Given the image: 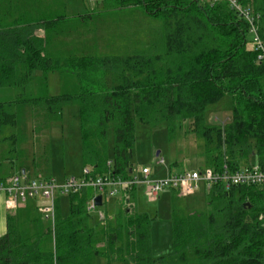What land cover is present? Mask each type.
Here are the masks:
<instances>
[{"label":"trees","instance_id":"obj_1","mask_svg":"<svg viewBox=\"0 0 264 264\" xmlns=\"http://www.w3.org/2000/svg\"><path fill=\"white\" fill-rule=\"evenodd\" d=\"M237 1L257 15L264 44V0ZM103 6L131 7L160 25L151 29L148 45L104 54L83 43L54 42L88 29L91 17L69 18L48 9L34 20L0 24V144L9 146L4 159L27 172L28 126L39 138L74 109L82 170L92 169L94 177L132 178L138 125L165 126L171 137L189 122L203 145L205 167L239 168L255 159L264 170V61L249 47L248 22L225 2L103 0ZM53 73L62 84L57 96L49 92ZM225 99L231 118L216 124L211 107ZM41 157L44 165L35 167L49 179L50 156ZM168 192L169 256L153 257L152 219L138 212L137 188L122 194L116 220L106 215L101 222L87 212L94 192L86 189L57 199L53 228L31 204L9 216L8 231L0 237V264H264V187H215L203 193L202 212H188L177 191Z\"/></svg>","mask_w":264,"mask_h":264},{"label":"rangeland","instance_id":"obj_2","mask_svg":"<svg viewBox=\"0 0 264 264\" xmlns=\"http://www.w3.org/2000/svg\"><path fill=\"white\" fill-rule=\"evenodd\" d=\"M65 1L68 8L73 6L72 9L70 7L71 11L69 10L72 14L78 12L77 7L94 9L97 4L95 3L96 0H75L76 3L73 0ZM58 2L59 0H25L17 3L13 2L12 8L16 9L18 6V8L23 7L24 10L31 11L34 5L40 6L44 3ZM101 9L103 10L98 13L99 15L95 13L89 16L91 18L95 17V19H90L88 29L87 27L84 28L85 38L88 37L91 40L90 46H96L97 53L115 54L118 51L122 52L126 46L148 45L151 29L160 25L159 22L143 14L140 10L131 7L116 6L107 9L102 6ZM249 47H254L253 37H250ZM57 76L58 74L49 77V91L53 96L61 93L59 82H54ZM211 109L215 116L213 122H216V124H223L231 118V106L227 99L211 107ZM72 111L75 110L68 109V114L65 116L66 120L54 125L49 132L42 134L39 138L32 135V125L28 126L29 140L24 146L26 156L23 161L25 167L30 169L27 171L29 176L37 179L45 176L40 173L39 168L34 170L36 168L35 164L40 167L44 165L46 157H41L44 155L50 156L51 172L58 181L63 179L66 168L71 169L72 165L79 164V150L77 148L76 151L77 143L74 141L78 138L79 125L76 113L74 114ZM11 131L12 129L9 128L4 136ZM74 135L77 137H74ZM136 136V145L133 152L134 176L139 177L144 168L151 170L152 179H159L169 175H179L184 172L199 170L206 166L204 159L201 157L203 145L192 133L191 122L186 123L184 128L174 132L171 137L165 126L151 128L138 125ZM66 137L70 140L67 141ZM49 141L50 144H48ZM80 145L79 141V147ZM113 145L114 131L111 129L108 133V148L111 153L113 152ZM8 149V144H0V157L2 159L0 179L9 178L21 170L18 163L13 164L4 159L9 158L6 155ZM162 160L163 164L158 166L157 163ZM251 163L255 165L256 160L252 159ZM68 164L70 166H67ZM203 193L201 191L186 198H179L188 212H202L207 210V197ZM121 202L122 196L105 199L104 205L97 210L96 214L92 215L93 219L99 221L98 216L102 213L107 215L109 219L116 220V216L121 209ZM42 204L44 203L42 202ZM137 209L139 213H146L152 219L151 240L154 259L158 260L160 257L171 255L173 244L170 193L165 192L161 194L157 201L151 202L142 189H137ZM15 212H18V210H15ZM62 212L64 217L68 216L69 203L67 199L63 200ZM156 264L162 263L157 261Z\"/></svg>","mask_w":264,"mask_h":264},{"label":"built area","instance_id":"obj_3","mask_svg":"<svg viewBox=\"0 0 264 264\" xmlns=\"http://www.w3.org/2000/svg\"><path fill=\"white\" fill-rule=\"evenodd\" d=\"M201 3L213 6L216 3H228L231 10L249 24L250 34L253 37V46L258 53V60L264 61V44L258 32V17L251 9L243 7L237 0H198ZM163 164V160L157 165ZM215 187L229 191L239 187H264V170L257 164L232 168L228 164L215 169H203L184 172L179 175H169L165 178L152 179L151 170L144 168L141 175H132L131 179L114 178L111 175L94 177L92 169L84 168L79 175H69L63 181L55 178H34L26 172H19L6 179H0V196L8 201L9 210H17L20 205H27L31 201H42L44 204L39 212L43 218L55 225L56 201L60 197H69L91 189L94 194L87 204V212L96 214L99 207L95 199L102 196L113 199L122 196L134 188L142 189L151 202L157 201L161 194L168 191H177L179 197H188L198 192L210 193ZM99 221H104L106 215L100 213Z\"/></svg>","mask_w":264,"mask_h":264},{"label":"crops","instance_id":"obj_4","mask_svg":"<svg viewBox=\"0 0 264 264\" xmlns=\"http://www.w3.org/2000/svg\"><path fill=\"white\" fill-rule=\"evenodd\" d=\"M23 1H25V0H21V1L20 0H0V24L1 25H13V24L18 25L19 22H23L25 20H34L36 17H39L43 11H46L48 9H52L53 11H57L60 9L63 12H65L67 17H69V18H76V17H81V16L89 17L90 15L92 16L95 13L98 14L100 11L103 10V9H101L103 6V0H96L95 3H97V4H96V7L94 9L86 8L85 6H84L85 8L77 7L78 12L76 14H72L71 12H69L70 7L72 9L73 6H70L68 8L65 0H59L58 3H49V4L44 3L43 5H40V6L34 5L33 10H31V11H28L26 9L24 10L23 7L18 8L17 5H16L17 6L16 9L12 8L13 2L17 3V2H23ZM73 1H75V0H73ZM74 3H76V1ZM94 19H95V17L92 18L91 20H94ZM78 27H79V25H78ZM84 27H85V25H84ZM82 29L83 28H80L76 33H73L72 36H69L67 34V35H63V36H60L58 38H55V40H54L55 44H57L56 42H64V43H69V44L83 43V44H86V47H88L90 50L94 51L96 49V46H90L89 45V44H91V40L88 37L85 38L84 29H83V31H82ZM90 32H92V31H90ZM42 34H40V36ZM51 75L56 76L57 74L56 75H55V73L50 74L49 77ZM55 81L59 82L58 84L60 87V91L62 92V84H61V80H60L59 75L57 76V79H54V82ZM73 113L74 114L76 113V118H78V125H79L80 122H79L78 110H75ZM67 114H68V110H66L64 112V120H66L65 116ZM74 137H77V136L74 135ZM66 138H67V141L70 140L68 137H66ZM74 141H75V143H77L75 149H76V151H77V148L79 150L80 161H79V164L74 165V166L72 165L71 169H69V167L66 168L63 179L61 181H63L69 175H79L82 171V168H83L82 160H81V145L79 147V141H80L79 127H78V138L75 139ZM0 162H1V157H0ZM1 165H2V163L0 164V166ZM67 166H70V165L68 164ZM51 168H52V166H51ZM35 169L36 168H34V170ZM28 170H30V169L28 168ZM20 172H26V171L20 170ZM44 177H47V176H43V178ZM48 177L54 178L51 171H50V175ZM8 201H9V199H7L6 197L0 196V237L6 235V233L8 231V218H9V216L17 215V213L20 212L21 210L25 209L28 204L35 206L38 212H39L40 207L43 205L41 201H31L25 206L20 205L17 208L18 212H15V211L12 212L13 210H9V208H8ZM121 205H122V202H121ZM40 215H41V213H40ZM45 221L48 224H50L53 228V224L50 221H47V220H45Z\"/></svg>","mask_w":264,"mask_h":264},{"label":"water","instance_id":"obj_5","mask_svg":"<svg viewBox=\"0 0 264 264\" xmlns=\"http://www.w3.org/2000/svg\"><path fill=\"white\" fill-rule=\"evenodd\" d=\"M25 173V172H23ZM130 173H132V170L130 171ZM95 203H96V206L101 208L103 206V202H102V196H98L96 199H95Z\"/></svg>","mask_w":264,"mask_h":264},{"label":"bare ground","instance_id":"obj_6","mask_svg":"<svg viewBox=\"0 0 264 264\" xmlns=\"http://www.w3.org/2000/svg\"><path fill=\"white\" fill-rule=\"evenodd\" d=\"M130 179V178H129Z\"/></svg>","mask_w":264,"mask_h":264}]
</instances>
